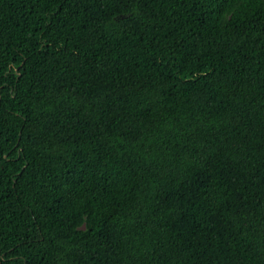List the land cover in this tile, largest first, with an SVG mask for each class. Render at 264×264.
I'll list each match as a JSON object with an SVG mask.
<instances>
[{
    "label": "trees",
    "instance_id": "obj_1",
    "mask_svg": "<svg viewBox=\"0 0 264 264\" xmlns=\"http://www.w3.org/2000/svg\"><path fill=\"white\" fill-rule=\"evenodd\" d=\"M0 264H264V0H0Z\"/></svg>",
    "mask_w": 264,
    "mask_h": 264
}]
</instances>
